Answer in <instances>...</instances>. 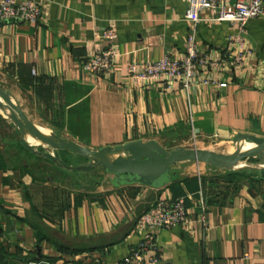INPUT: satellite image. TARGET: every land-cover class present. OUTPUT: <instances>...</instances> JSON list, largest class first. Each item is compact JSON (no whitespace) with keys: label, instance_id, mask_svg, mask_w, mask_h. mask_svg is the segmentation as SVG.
Returning <instances> with one entry per match:
<instances>
[{"label":"crops","instance_id":"crops-1","mask_svg":"<svg viewBox=\"0 0 264 264\" xmlns=\"http://www.w3.org/2000/svg\"><path fill=\"white\" fill-rule=\"evenodd\" d=\"M35 1L43 10L37 23H0V85L5 91L3 81L16 85L38 128L95 150L134 140L166 147L171 139L182 146L239 133L264 138V14L247 23L252 51L242 66L219 74L222 84L168 88L165 80L133 78L129 66L182 57L193 28L187 0ZM214 15L201 12L199 46L225 53L238 26ZM110 28L117 39L101 38ZM151 37L158 38L152 45ZM109 46L117 51L110 73L84 68L85 58ZM187 163L172 166L170 183L158 189L116 186L107 173L93 194L65 205L59 189L36 190L26 176L13 180L0 144V264H264L259 200L245 188L216 200L201 164ZM160 198H184L187 221L154 230L157 247L127 263L142 238L139 217Z\"/></svg>","mask_w":264,"mask_h":264},{"label":"built area","instance_id":"built-area-1","mask_svg":"<svg viewBox=\"0 0 264 264\" xmlns=\"http://www.w3.org/2000/svg\"><path fill=\"white\" fill-rule=\"evenodd\" d=\"M186 19L193 24L189 32L182 57L166 54L159 61L146 63L142 68L132 62L129 73L133 78L142 82L165 80L168 88L178 84L183 88L196 85L222 84L219 74L227 67L242 66L245 57L251 53L246 44L245 28L247 23L264 14V0H187ZM212 12L215 20L236 24L238 34L231 35L225 48V53L213 51L203 52L197 38V25L202 20L201 12ZM42 7L35 0H0V23H37L42 15ZM114 29H107L101 38L116 40ZM157 37L149 38V44H154ZM117 58L114 46L98 49L85 58L83 66L94 74L110 73ZM211 68L217 74L211 75ZM214 71V72H215ZM213 72V73H214ZM212 73V74H213ZM206 74V75H205ZM201 223L206 226L204 213ZM188 212L184 198L158 199L138 219L136 232L141 235V241L133 252L125 259L127 263L140 261L146 254L157 247L153 231L170 230L187 221Z\"/></svg>","mask_w":264,"mask_h":264},{"label":"rangeland","instance_id":"rangeland-1","mask_svg":"<svg viewBox=\"0 0 264 264\" xmlns=\"http://www.w3.org/2000/svg\"><path fill=\"white\" fill-rule=\"evenodd\" d=\"M2 85L15 103L22 109H27L35 117L32 106L23 100L22 94L18 93L19 90L13 82L3 81ZM23 140L27 141L31 149L23 145ZM164 143L167 151L179 148H199L218 154L245 152L238 149L240 142L235 144L232 140H208L200 145L183 143L182 146L179 144L180 142H174L173 139L165 140ZM0 144L4 150L5 167L11 173L13 180L19 181L26 176L32 179L33 187L36 190L59 189L65 205L93 194L92 192H95L97 186L108 178L106 170L100 164L95 163L92 158L81 156L68 149H53L38 139L33 140V136L29 132L23 133L12 120L11 111L7 106L0 107ZM47 153L53 154L56 160L47 158ZM199 164H201V172L206 179L207 191L213 198L221 201L226 195L228 198H232L244 188L248 189L254 198L259 200V208L263 210L264 217V181L259 179V170L264 165L263 160L248 158L224 165ZM66 165L72 168L66 167ZM239 171L245 173L250 171L254 176L230 174V172Z\"/></svg>","mask_w":264,"mask_h":264},{"label":"water","instance_id":"water-1","mask_svg":"<svg viewBox=\"0 0 264 264\" xmlns=\"http://www.w3.org/2000/svg\"><path fill=\"white\" fill-rule=\"evenodd\" d=\"M5 106L10 109L12 120L23 133L29 132L31 136L50 145L53 149H68L81 156L92 158L108 174L114 176L112 182L116 186L140 184L157 189L163 188L170 183L171 167L180 162L224 165L248 158H259L264 162V138L252 134L239 133L232 139L235 144L245 141L255 145V148L240 154H218L199 148H179L167 151L156 140H134L119 146H107L95 150L51 133H43L0 85V107ZM22 143L26 148L31 149L26 140ZM46 157L53 161L56 160L51 153H47ZM66 167L72 168L68 165ZM259 174L264 181V165L259 170Z\"/></svg>","mask_w":264,"mask_h":264},{"label":"bare ground","instance_id":"bare-ground-1","mask_svg":"<svg viewBox=\"0 0 264 264\" xmlns=\"http://www.w3.org/2000/svg\"><path fill=\"white\" fill-rule=\"evenodd\" d=\"M43 133L45 134H48V130L44 129V128H39ZM37 140V138L33 137V140ZM252 148H255V145L253 143H249V142H245V141H242L239 143L238 145V149L240 151H248V150H251ZM114 157V156H112Z\"/></svg>","mask_w":264,"mask_h":264},{"label":"trees","instance_id":"trees-1","mask_svg":"<svg viewBox=\"0 0 264 264\" xmlns=\"http://www.w3.org/2000/svg\"><path fill=\"white\" fill-rule=\"evenodd\" d=\"M230 174H231V175L235 174V175H239V176H247V177H248V176H250V177H251V176H254V175H253V172H250V171H248V172H246V173L243 172V171H239V172H230ZM259 176H260V175H259ZM259 179L262 180L260 177H259ZM224 198H225V197H224ZM215 199H216V198H215Z\"/></svg>","mask_w":264,"mask_h":264}]
</instances>
